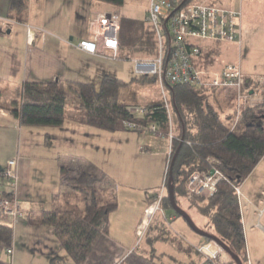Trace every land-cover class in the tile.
<instances>
[{
    "label": "crops",
    "instance_id": "1",
    "mask_svg": "<svg viewBox=\"0 0 264 264\" xmlns=\"http://www.w3.org/2000/svg\"><path fill=\"white\" fill-rule=\"evenodd\" d=\"M240 6L239 44L231 45L238 52L233 65L241 70L245 89L255 105L264 100L261 92L264 60L260 65L253 62V57L264 58V22L259 18V13L264 12V0H243ZM8 8L9 0H0V93L4 105L9 106L16 100L17 89L26 82L68 80L97 86L105 76L116 77L112 61L76 47L79 42L91 39L90 25L95 16L112 13L109 5L89 0H29L25 23L9 19ZM220 100L218 95L213 102L217 105ZM219 105L221 109L223 105ZM11 131L19 133V141L12 151L9 148L2 151L3 139L8 141ZM124 133H110L70 120L60 128L22 127L8 112L0 110V193L9 191L1 173L8 159L16 153L19 179L15 195L21 206L16 220L0 219V225L10 226L14 233L13 256L0 246V264H14L23 235L28 249L37 241L35 237L40 243L52 241V231L40 224L45 213L84 208L82 196L73 189L70 179L78 178L90 164L106 173V185L115 191L118 208L110 214L109 232L101 238L87 264L128 261L136 249L138 228L149 198L159 192L150 195L149 191L160 189L169 155L167 151L165 157L158 148L159 142H141L134 150L129 149L124 146ZM121 154L128 155L130 163L138 158L145 162L125 167V162L118 161ZM261 164L240 186L246 252L252 264H264V178L253 179L257 170L264 171ZM130 169L135 170L134 173H130ZM55 253L51 248L43 257L50 263ZM138 260L144 261V258Z\"/></svg>",
    "mask_w": 264,
    "mask_h": 264
},
{
    "label": "trees",
    "instance_id": "2",
    "mask_svg": "<svg viewBox=\"0 0 264 264\" xmlns=\"http://www.w3.org/2000/svg\"><path fill=\"white\" fill-rule=\"evenodd\" d=\"M28 1L9 0L8 18L25 23ZM89 1L116 8H122L126 2ZM120 17L119 54L116 60L154 58L157 46L153 30L143 20ZM143 78L154 79L140 76L141 80ZM128 84L112 76H105L99 87L93 83L68 80L26 82L17 89V98L9 106L3 104L0 93V110L8 112L22 127L60 128L70 120L83 126L116 133L130 131L127 124H137L143 129L155 127L158 132L167 136L170 119L164 103L151 104L142 114L136 115L127 105L119 102L120 91ZM168 88L171 90L175 129L171 163L180 148L173 166L175 201L180 208L184 201L188 202L190 208H196L206 218L210 234L219 238L240 257L243 264H247L241 204L236 188L247 180L264 158V100L242 107L239 116L236 107V123L231 126L225 122L221 109L207 94L217 89H198L187 84ZM70 92L79 97L74 114H68L66 110ZM47 141L50 142V138ZM213 170L219 171L223 176L215 192L209 197L190 195L187 184L191 176L196 173L209 174ZM70 180L73 189L82 196L84 208L64 213L47 212L40 224L52 231L59 250L68 254L72 264H87L101 238L109 232V216L118 208L117 197L115 191L106 185V173L94 164L88 165L78 178ZM8 192L5 195L10 197ZM155 199L156 196L149 198V206ZM161 209L163 217L157 214L144 235L146 249L139 244L135 252L140 251L139 257L151 264H162L161 261L165 258L171 259L174 262L172 264L202 263L204 256L197 251V247L190 245L184 250L189 252L187 260L165 253L157 254L158 244L175 245L176 239L170 223L181 218L172 208L168 191L162 200ZM166 209L172 211V214L166 215ZM13 239V229L0 225V246L12 248ZM50 264L67 263L61 256L55 255ZM121 264L127 263L122 261ZM224 264L236 263L229 257V261Z\"/></svg>",
    "mask_w": 264,
    "mask_h": 264
},
{
    "label": "built area",
    "instance_id": "3",
    "mask_svg": "<svg viewBox=\"0 0 264 264\" xmlns=\"http://www.w3.org/2000/svg\"><path fill=\"white\" fill-rule=\"evenodd\" d=\"M243 1V0H241ZM224 0H149L144 22L155 34L156 55L152 59H135V73L138 76L154 77L161 89L164 105L170 119L169 158L161 190L156 194L154 203L147 207L138 228V237L142 239L153 218L163 212L169 168L173 152L175 129L173 125V105L169 101L165 87L187 84L198 89L236 88L237 115L242 107L251 104V97L245 94V78L236 65H226L218 73L202 69L197 60L207 45H237L242 14L234 8L224 6ZM121 17L118 13L97 15L90 25L91 39L77 44V48L91 55H102L108 60H116L119 54V34ZM143 113V110L140 111ZM130 130H144L162 135L155 127L141 128L137 124H127ZM17 159L10 158L5 163L2 176L7 181L10 197L0 193V218L6 222L17 219L21 206L15 192L18 185ZM222 174L213 170L209 174H193L188 181L190 195L211 196ZM240 204L243 201L241 187L236 188ZM204 256L200 264L220 263L222 249L215 243L206 241L197 246ZM7 253L13 256V249ZM247 264H252L249 257Z\"/></svg>",
    "mask_w": 264,
    "mask_h": 264
},
{
    "label": "rangeland",
    "instance_id": "4",
    "mask_svg": "<svg viewBox=\"0 0 264 264\" xmlns=\"http://www.w3.org/2000/svg\"><path fill=\"white\" fill-rule=\"evenodd\" d=\"M224 2H225L223 3L224 6H230L231 8L233 7L236 11H240L241 0H224ZM101 4H104V3H101ZM109 6L113 8L112 13H118L121 16L144 20V18L146 17L147 11H148L149 0H126L125 5L122 8H116L111 5ZM259 14H260L259 18L261 19V21L264 22V12L261 11ZM234 48L235 47L228 45V44L207 45L203 47V52L198 58L197 62L200 65V67H202V69L208 70L211 72H214V71L217 72L222 67L235 63L233 61L236 60L238 52H235ZM261 54H263V52H261ZM262 60H264V58L262 57H253V62L259 65L261 64ZM112 62L116 66L115 67V70L117 72L115 73V75L117 74L116 77L126 83H129L127 86L121 89L120 94H119V102L121 104L127 105L133 114L140 115L141 114L140 111L141 110L144 111L151 104H157V103L163 104L164 103V98L161 94V89H160V86L157 80L155 78H154L155 80L151 78L150 79L143 78L144 80H141L140 76H138L135 73L134 61L112 60ZM98 86L100 85H97V87ZM165 90H166L167 97L172 104L171 90L168 88V86L165 87ZM261 92L264 93V88L262 89ZM6 93H9V92L6 91ZM248 93H249L248 90H246L245 94L248 95ZM207 94L210 95L211 101H214L218 95L221 96V100H220L221 102L218 103L217 105L218 106H220L219 104L223 105L221 108V113H222V116L225 122L228 125L234 126V124L236 123V119H237L234 113L237 107L236 88L217 89L215 92L210 91ZM262 98H264V96H262ZM78 104H79L78 95L74 92H70L67 97V106H66L67 113L68 114L76 113ZM124 134H125L124 139L126 141V144L124 146H129L130 147L129 149L134 150V148H137L138 143L141 144V142L144 144L145 143L152 144V143L159 142L158 148H161L163 150V152L165 153V157H166L167 151L169 155L168 137L160 136L158 134H152L142 129L130 130ZM10 135L12 137H10L8 141H6V138L3 139L4 141L2 145L3 148L1 149L2 151H7L8 148L9 150L12 151L16 147L17 142L19 141V133L11 131ZM128 139H130L129 143L127 142ZM132 139L134 140L132 141ZM155 145L157 144H154L153 146ZM0 146H1V143H0ZM129 149H128V152L131 155V152ZM152 149L154 150V148ZM14 154H15L14 155L15 157L13 158H16V153ZM119 157L120 158L118 159V161H120L121 163L125 162L124 163L125 167H134V162L137 165L138 163L142 165L145 162L144 160H140L139 158L137 160L136 157L133 156L137 161H133L132 163H130L128 160L129 156L126 154L125 155L121 154ZM166 158L168 162L169 156ZM16 159L18 162V158ZM261 162L262 164L260 167L263 168L264 159ZM166 168H167V163L165 164V168L163 169V172L166 171ZM16 170H17V167H16ZM130 170H131L130 173H134L135 171L133 169H130ZM2 173H1V176H2ZM163 174L164 173H162V175ZM17 177H18V173H17ZM255 178H259V179L264 178V171L261 169L257 170V172L253 175V179ZM163 183H164V177H163V181H162L160 189H150L149 191L150 195H155L153 194L154 192L158 190L160 191L163 186ZM166 191H167V188H166ZM181 206H182V209L191 217V219L193 220V222L199 229L205 232H208V233L211 232L210 229L206 227V224H207L206 218L202 216L196 208H190L187 201H184ZM171 212L172 211L170 210H167V209L165 210V213L168 216L172 214ZM158 214L163 217V212H159ZM1 220L4 221L3 219ZM170 225H171L170 228L173 233V237H175L176 239V243L175 245H170V243L169 244H158L157 254L165 253L167 255H171V256L173 255L177 259L187 260L189 258V257L187 258V254H189V252L188 251L184 252L187 245L197 247L207 241L206 239L196 235L182 218L171 221ZM53 237L54 238H52V241H47V242L43 241L42 243L39 242L38 237H35L37 241H34L32 244V248L28 249L27 247L28 241L23 235L20 238L21 244L18 241V243L21 246L19 250L17 251V256L14 257V264H50L49 261L45 257H43V255L47 250L51 248H54V252H56L55 254L61 256L62 259L67 264H72V261L70 257L68 256V254L64 251L59 250V244L57 242V239L55 236ZM144 243H145L144 236L142 239H139L138 237L136 247L139 244H141L143 249H146V246ZM133 252H134L133 255L132 254L129 255V259L128 261H126L127 264H133V262L137 264H151L145 260L144 261L138 260L140 251L135 252V249H134ZM22 256L24 257L23 259H22ZM225 261L228 262L229 257L225 252H223L220 258V263H224ZM161 262L162 264L174 263L169 258H165ZM91 263L92 262H90V264Z\"/></svg>",
    "mask_w": 264,
    "mask_h": 264
},
{
    "label": "water",
    "instance_id": "5",
    "mask_svg": "<svg viewBox=\"0 0 264 264\" xmlns=\"http://www.w3.org/2000/svg\"><path fill=\"white\" fill-rule=\"evenodd\" d=\"M184 140V137L182 138V142ZM180 148L176 151V154L174 155L173 159H172V163H171V167L169 170V178H168V187H167V191H168V195L171 201V205L173 210L185 221V223H187V225L191 228V230L198 236L215 243L217 246H219L223 252H225L236 264H243L242 260L240 259L239 256H237L236 254H234L229 247H227L219 238H217L216 236L207 233L201 229H199L195 223L193 222V220L191 219V217L182 209L180 208L176 201H175V195H174V187H173V166L177 157V154L179 152Z\"/></svg>",
    "mask_w": 264,
    "mask_h": 264
}]
</instances>
